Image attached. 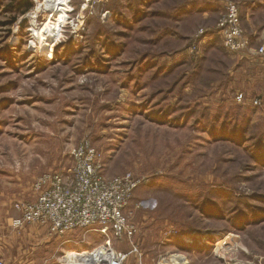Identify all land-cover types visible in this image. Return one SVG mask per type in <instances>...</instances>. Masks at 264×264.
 Segmentation results:
<instances>
[{
  "label": "rangeland",
  "instance_id": "1",
  "mask_svg": "<svg viewBox=\"0 0 264 264\" xmlns=\"http://www.w3.org/2000/svg\"><path fill=\"white\" fill-rule=\"evenodd\" d=\"M58 1L57 12L45 10L36 19L39 26L51 21L56 27L54 41L43 50V38H32L28 16L37 0L23 15L1 1L0 229L17 201L35 198L39 175L68 170L72 149L89 141L101 155L106 177L132 173L142 180L125 210L135 233L130 239L90 230L81 247L65 249L105 250L101 245L110 239L115 251L128 253L123 264H159L160 259H166L160 264H176L178 255L192 264H264V223L221 234L218 230L229 229V221L199 216L202 200L219 184L245 196L264 194V167L251 171V180H239L251 158L234 145L213 141L203 123L193 124L204 108L215 113L236 106L237 91L264 104V61L245 51L230 52L217 33L196 38L222 13L204 15L190 5L175 17V9L190 0ZM116 8L125 19L113 15ZM249 13L243 28L254 36L252 46L259 47L264 44V0ZM113 38L120 51L110 52ZM69 40L72 50L66 55L62 46ZM94 41L98 57L88 59ZM240 105L249 119L248 135L262 134L264 105ZM192 108L198 114L186 118ZM165 110L171 121L182 115L180 125L151 119ZM189 226L202 234L183 236L189 246L185 253L169 237ZM73 233L83 236V231ZM227 236V244L219 245Z\"/></svg>",
  "mask_w": 264,
  "mask_h": 264
},
{
  "label": "built area",
  "instance_id": "2",
  "mask_svg": "<svg viewBox=\"0 0 264 264\" xmlns=\"http://www.w3.org/2000/svg\"><path fill=\"white\" fill-rule=\"evenodd\" d=\"M222 2L224 10L214 30L202 29L196 38L201 34L217 33L223 46L230 52L245 51L252 59L264 61V44L252 46L243 28L238 3L234 0ZM193 46L197 48L196 43ZM234 98L237 104L248 103L255 107L264 105L259 97L248 100L243 91H237ZM71 158L72 165L68 170L45 172L35 179L36 196L33 200L14 204L18 215L11 218L13 229L21 230L28 224H37L47 228L50 236L62 238L63 243L78 245L86 242L85 236L90 230L100 231L107 236L112 232L116 237L127 236L131 239L135 230L129 225L125 210L142 180L132 173L106 177L102 173L101 155L89 141L75 146ZM75 231H83V236L78 238L73 233ZM101 246L107 251L103 264H123L128 256V253L115 251L110 239ZM66 255L67 252L61 256L60 264ZM165 260L160 259L159 264ZM186 263L187 260L184 261ZM0 264L6 263L0 258Z\"/></svg>",
  "mask_w": 264,
  "mask_h": 264
},
{
  "label": "trees",
  "instance_id": "3",
  "mask_svg": "<svg viewBox=\"0 0 264 264\" xmlns=\"http://www.w3.org/2000/svg\"><path fill=\"white\" fill-rule=\"evenodd\" d=\"M0 0V5H1ZM9 1V4L5 7L10 12H18L19 14H25L32 8V0H6ZM113 2L111 4L115 5L119 2V0H112ZM115 1V3H114ZM148 2L151 0H140V2ZM189 1L184 4H181L177 9H175L174 16L180 15L181 11L187 10V7L194 6L193 3L188 4ZM117 5V4H116ZM191 5V6H190ZM112 6V5H111ZM117 9V8H116ZM135 16L139 15V12H135ZM113 15L117 17L118 19L122 20L124 18V12L120 11L119 9L113 11ZM242 16V15H241ZM15 17L10 21L5 23V25L11 23L14 20ZM1 33V32H0ZM10 34V30H7V36L6 40L8 39V35ZM215 37L217 36L216 33H214ZM99 35L96 36V39ZM111 47L109 48L110 52H112L115 48H118L120 44H115L116 38L111 39ZM210 41V40H209ZM212 41V38H211ZM96 42L94 41L92 43L93 48L88 53L87 57L88 59H92L93 55L97 56V47L95 46ZM82 45L78 46L81 47ZM72 44L71 40L65 45L62 46V48L65 49V54L72 50ZM121 47V46H120ZM12 49V46L10 47ZM120 51V48H118ZM12 56V55H11ZM98 57V56H97ZM12 58V57H11ZM105 58H102L103 60ZM236 106L229 105L227 106L226 110H223V107H219L217 111L211 112V110H208L209 108H204V111L198 112L197 110L192 108L189 109L187 112L185 111V117L188 118L191 115H197L198 116L194 119V125H199L203 123V128L209 133L210 137L213 141L218 142H227L230 145H234L237 148L241 149L242 151L247 154L249 158H251L252 162L249 164H246L244 167V173L240 175L239 180H251L253 174L251 171H255L258 168L264 167V132L260 135H251L249 136L248 133L250 132L251 127L249 126V119L247 116H244L242 111H239V107H242L240 104H235ZM244 108V107H243ZM254 109L255 108L248 106L247 109ZM206 110V111H205ZM252 112V111H250ZM171 115V112L168 113V110L165 111H157L154 115L151 116V119L154 121H171L169 120V116ZM156 117H161L159 120ZM181 116H177L174 118L171 123L175 124L177 122L178 125H180L181 122ZM180 120V121H179ZM206 121V122H204ZM257 137L256 140H253L254 137ZM258 141V142H257ZM254 142L253 144H251ZM250 200L259 201L257 202H251ZM202 204L200 205V217H208L211 216L212 219L219 220V221H225L230 222L229 229H223L218 230L219 233H226L228 230H237L244 227H247L248 225H260L264 223V194H246L242 195L239 193L238 190L235 188H232L229 186H223L222 184H219V186L212 188L208 191V196L204 197L202 200ZM257 203V204H256ZM230 204V205H229ZM234 205V206H232ZM244 207H247L244 209ZM230 213L229 216L227 214ZM195 233L202 234V231L199 229H193L189 226V229H185L183 233L180 234L178 237H169L170 243L177 244L178 247H183L184 252H188L189 249H187L189 246L184 244L183 236L189 235L191 238L195 237ZM207 235V234H203ZM171 238V239H170ZM183 242V243H182ZM185 245V246H184ZM198 248H203L204 246H198Z\"/></svg>",
  "mask_w": 264,
  "mask_h": 264
},
{
  "label": "crops",
  "instance_id": "4",
  "mask_svg": "<svg viewBox=\"0 0 264 264\" xmlns=\"http://www.w3.org/2000/svg\"><path fill=\"white\" fill-rule=\"evenodd\" d=\"M260 1L262 0H238L237 3L240 8L242 19L248 20L250 8H254ZM191 3H193L196 9H199L204 15H208V13L213 14L214 12L217 13V11L219 15L224 10L222 1L198 0L197 2V0H190L188 4ZM216 23L217 22L207 29L213 31ZM247 32L249 33V31ZM249 38L253 44L254 36L249 34ZM17 215V211L13 208V212L6 220L7 224H4L3 229H0V258L4 260L6 264H60V258L66 252L70 253V255L76 253L91 254L95 252L94 250H80V244L78 248L72 247L65 249L68 244L72 243H63L62 238L50 236L47 228L37 224H28L21 230L13 229L9 225H11V218ZM78 238L80 237L78 236ZM256 256L257 255H255V258ZM257 257L263 259L262 256ZM180 258L182 261L181 264H184L185 260H187L186 264H192L186 255H180ZM255 258L253 260L254 262L256 261Z\"/></svg>",
  "mask_w": 264,
  "mask_h": 264
},
{
  "label": "bare ground",
  "instance_id": "5",
  "mask_svg": "<svg viewBox=\"0 0 264 264\" xmlns=\"http://www.w3.org/2000/svg\"><path fill=\"white\" fill-rule=\"evenodd\" d=\"M59 9H60V5H59L58 0H44V1L38 0L37 8L31 13L29 17L31 20V24L33 25L31 29L33 40L38 39L40 37L43 38V45L42 47H40L41 50H43V48L48 47L54 41V37L56 35V27L54 26V24H52L51 21L43 23L42 26H39L37 24L38 21L36 19L40 15V13L45 10H48L49 12L54 13V12H57ZM32 42L33 43L31 44L34 46L36 41L35 42L32 41ZM229 238L230 237L227 236L226 238L221 239L218 242V244L219 245L224 244V243L227 244V241L231 239ZM69 254H67L68 256L66 258H64V261L62 264H103L104 258L107 257V251L104 249L97 250L95 252H92L91 254H79V253L72 254V255H69ZM175 262L176 264H181L182 261H181L180 255L175 256Z\"/></svg>",
  "mask_w": 264,
  "mask_h": 264
}]
</instances>
